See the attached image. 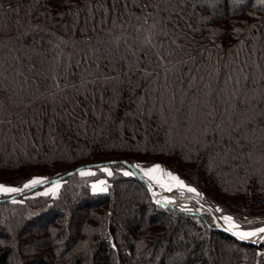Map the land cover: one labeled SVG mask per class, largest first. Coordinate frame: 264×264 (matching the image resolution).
I'll return each instance as SVG.
<instances>
[{
  "label": "trees",
  "instance_id": "trees-1",
  "mask_svg": "<svg viewBox=\"0 0 264 264\" xmlns=\"http://www.w3.org/2000/svg\"><path fill=\"white\" fill-rule=\"evenodd\" d=\"M214 1L0 0V181L115 168L105 191L78 171L0 198V264H264L212 211L264 225V0ZM123 162H159L205 212Z\"/></svg>",
  "mask_w": 264,
  "mask_h": 264
},
{
  "label": "rangeland",
  "instance_id": "rangeland-1",
  "mask_svg": "<svg viewBox=\"0 0 264 264\" xmlns=\"http://www.w3.org/2000/svg\"><path fill=\"white\" fill-rule=\"evenodd\" d=\"M217 0L214 1V5H217L219 3ZM241 1V0H239ZM238 1V2H239ZM216 7V6H215ZM98 164V163H96ZM98 167L101 168H93V167H87L86 169H81L78 171L80 175H90L93 176L91 181V188L95 192H101L105 191L106 187L109 184V178L114 174L115 168L109 164H98ZM159 166V167H156ZM133 167V168H132ZM118 168L122 173H130L129 175L136 174L140 176L148 186L150 193L153 197V199L163 206H169L173 207L176 210L179 211H185V212H191V213H197L202 214L205 212V207L202 204V194L200 191L194 187V186H188L177 174L172 172L171 170L164 168L159 162L149 163V164H141V165H135V164H129L128 162H123L121 165H118ZM76 170V169H74ZM104 172L103 175H97L99 171ZM70 172V171H69ZM68 172V173H69ZM74 173V174H75ZM111 173V174H109ZM67 174V173H66ZM64 174V175H66ZM64 175L60 176L58 179H51L50 177H40V178H33V179H42L44 184L39 183L34 186L30 185L29 187H25L26 184H30V182L33 179H29V181L25 182L22 186H17L12 183H7L0 181V185H4L6 187L10 188H18L21 189L19 192H0V198H13L17 202H25L27 198L29 197H37V196H50V197H56L58 196L60 192L61 185L64 182V179L67 177H63ZM73 175V174H72ZM63 177V178H62ZM182 182V183H181ZM40 187L39 190L32 192L30 194H26L27 190L30 188ZM189 189H195V191H190ZM159 201V202H158ZM218 207H212V211L215 213V218L219 222L220 226H217L216 228L219 229L220 227H223L228 230H230L233 234L237 235V233H243V232H253L256 231L257 235L252 236L249 238H246L248 240H255L260 241L264 240L263 233H260L258 230L260 228H264L263 226H255L253 227L250 222L248 225L251 226H244L242 223L236 222L233 220V218L230 215H227L223 213L222 207L217 205ZM79 210V209H78ZM77 210V211H78ZM227 217H231L232 219L229 220ZM249 222V221H248ZM14 234V233H13ZM186 235L177 234V238L183 240ZM241 238L240 235H237ZM245 239V238H244ZM137 258H141L144 260L145 258H149V261L152 259L150 257L153 256V254L137 255ZM183 258V257H182ZM181 258L174 259L172 261H168V264H180ZM148 260H145V262ZM158 261V260H157Z\"/></svg>",
  "mask_w": 264,
  "mask_h": 264
},
{
  "label": "snow or ice",
  "instance_id": "snow-or-ice-1",
  "mask_svg": "<svg viewBox=\"0 0 264 264\" xmlns=\"http://www.w3.org/2000/svg\"><path fill=\"white\" fill-rule=\"evenodd\" d=\"M156 167H159V166H156ZM111 174V173H109ZM130 173H125V175H129ZM43 180L42 179H33L30 184H26L25 187H29L30 185L34 186L36 184H39V183H42ZM182 183V182H181ZM190 191H195V189H189ZM21 191V189H18V188H10V187H6L4 185H0V192H5V193H10V192H19ZM227 219L231 220L232 218L231 217H227ZM260 233H264V228H260L258 230ZM237 235H240L241 238H249V237H252V236H256L257 235V232L256 231H253V232H243V233H237Z\"/></svg>",
  "mask_w": 264,
  "mask_h": 264
},
{
  "label": "water",
  "instance_id": "water-1",
  "mask_svg": "<svg viewBox=\"0 0 264 264\" xmlns=\"http://www.w3.org/2000/svg\"><path fill=\"white\" fill-rule=\"evenodd\" d=\"M133 168V167H132ZM77 171V169L76 170H72V171H70L69 173H67L66 175H64L63 177L65 178V177H67V176H69V175H72V174H74L75 172ZM62 177V178H63ZM42 184H44V183H42ZM159 202V201H158ZM221 228V227H220ZM226 231H228V232H231L230 230H228V229H226ZM263 238H264V233H263V236H262Z\"/></svg>",
  "mask_w": 264,
  "mask_h": 264
}]
</instances>
